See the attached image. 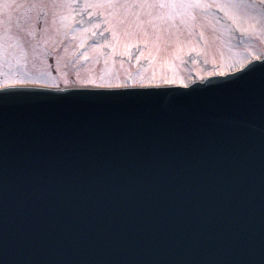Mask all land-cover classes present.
<instances>
[{
	"label": "water",
	"instance_id": "obj_1",
	"mask_svg": "<svg viewBox=\"0 0 264 264\" xmlns=\"http://www.w3.org/2000/svg\"><path fill=\"white\" fill-rule=\"evenodd\" d=\"M0 264H264L259 65L188 87L8 94Z\"/></svg>",
	"mask_w": 264,
	"mask_h": 264
},
{
	"label": "rangeland",
	"instance_id": "obj_2",
	"mask_svg": "<svg viewBox=\"0 0 264 264\" xmlns=\"http://www.w3.org/2000/svg\"><path fill=\"white\" fill-rule=\"evenodd\" d=\"M262 53L264 0L0 2V83H187Z\"/></svg>",
	"mask_w": 264,
	"mask_h": 264
},
{
	"label": "snow or ice",
	"instance_id": "obj_3",
	"mask_svg": "<svg viewBox=\"0 0 264 264\" xmlns=\"http://www.w3.org/2000/svg\"><path fill=\"white\" fill-rule=\"evenodd\" d=\"M0 2H3V0H0ZM13 2H14V0H13ZM243 2H244V0H241V3H243ZM257 65H259V71H260L261 75H264V57H261L258 61H253V63L247 64V67L242 66V71L237 72L236 76L239 77L243 74L253 72L254 70H256ZM84 83H92V81H84ZM165 83L173 84V83H180V81L168 80V81H165ZM192 87L195 88L197 86L192 85ZM0 91H3V93L5 94L4 96H0V103H2V102H6L8 94L15 92V91H19V89L6 87Z\"/></svg>",
	"mask_w": 264,
	"mask_h": 264
}]
</instances>
